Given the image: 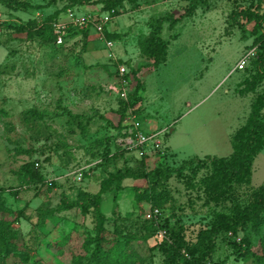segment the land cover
Masks as SVG:
<instances>
[{"label":"rangeland","instance_id":"1","mask_svg":"<svg viewBox=\"0 0 264 264\" xmlns=\"http://www.w3.org/2000/svg\"><path fill=\"white\" fill-rule=\"evenodd\" d=\"M21 1L29 4L24 10L0 2V222L8 221L6 232L13 235L7 248L0 236V264H108L116 248L135 264H166L159 250L165 232L157 229L164 220L180 222L185 238L194 240L215 214L251 209L264 185V143L246 181H231L216 199L207 182L212 161L231 155L232 136L250 113L259 108L257 117L264 119V76L256 74V39L264 24L254 30L255 20L246 15L264 12V4L196 0L190 8L195 0H121L104 30L111 46L93 27H72L59 47L6 24L54 13L63 21L68 5L101 13L104 0ZM151 34L161 47L157 62L144 51ZM248 53L244 67L233 70ZM120 66L127 71L126 86ZM134 123L142 132H158L160 146L143 158L135 151L111 156L134 136ZM105 154L109 158L101 162ZM34 161L42 182L37 185L19 174L23 163ZM159 165L170 169L168 177H127L120 189L102 194L98 242L92 208L84 212L77 205L43 222L38 217L39 209L59 207L61 197L71 202L79 191L96 193L110 173ZM146 190L156 200L147 199ZM19 210L24 216L16 219ZM242 239L264 256V210L239 229L235 241ZM231 240L229 234L216 237L214 261L258 264L244 253V243L237 251Z\"/></svg>","mask_w":264,"mask_h":264},{"label":"trees","instance_id":"2","mask_svg":"<svg viewBox=\"0 0 264 264\" xmlns=\"http://www.w3.org/2000/svg\"><path fill=\"white\" fill-rule=\"evenodd\" d=\"M74 2L79 0H72ZM204 1V0H202ZM0 2L7 8L10 9H26L29 4L21 0H0ZM259 4H264V0H258ZM121 0H104V5L102 11H112V15H116L115 6L120 4ZM72 4V3H71ZM190 8L196 6V0L190 3ZM68 7H73V5H68ZM188 12V11H187ZM98 14V13H97ZM246 15L251 19L255 20L254 30L262 29L264 24V12L258 13L257 11H246ZM58 18L56 14H49L42 21H36L34 19L28 21L26 24H17L15 22L7 23V27L14 29L16 32H28L29 35H34L38 37L43 42H51L56 46H64V44L57 45L55 43V36L53 34L52 24L57 21ZM2 23H0L1 25ZM90 25H86L81 28L89 30ZM74 28H69L67 34L64 38L66 42L69 35L74 31ZM104 36L109 39V35L104 31ZM256 42L259 44V49L256 51L258 54V62L256 66V74L259 77L264 76V32L260 33L257 37ZM145 53L152 57L155 62L159 59L161 53V47L158 38L151 34L146 39L144 45ZM127 76V75H126ZM135 94L140 96V85L137 83L135 87ZM264 104V101L261 102ZM259 108L253 110L245 123L240 126L232 136V153L227 159H221L219 162L212 161L213 163V173L211 175L212 179L207 182V186L211 191L214 192V198H218L227 192L231 185V181L237 183L244 182L250 172L251 163L255 154L261 149L264 143V119L260 120L257 117ZM116 151L111 154V156L116 155V153H124L127 151L125 148L120 149L115 147ZM118 148V149H117ZM109 155V153H108ZM105 154L101 162L106 161L109 157ZM145 156V155H144ZM142 156L141 158H143ZM34 162H25L21 165L19 174L22 175L23 179L27 184L37 185L41 182V177L34 169ZM39 165V163H38ZM35 166V168L38 167ZM180 171V169L178 170ZM170 169L167 167L158 166L147 172L141 171L139 173H133L131 171H116L115 173H110L105 179L101 180L99 190L91 195L85 194L82 191L78 193L77 201H66L64 197H61L60 206L57 208L39 209L38 217L43 222L45 217L53 215L57 211L73 208L77 205L81 206L82 211L87 212L90 208L93 209L94 216L97 222V234L96 242L103 239L102 233L104 232L103 222L104 214L100 210L102 194L108 191H116L121 188V182L127 177L131 178H144L148 182L156 181L162 177H168ZM42 183V182H41ZM5 189L0 188V195ZM146 198L150 200H156V195H150V193L145 191ZM257 200L254 202L251 209L244 208L243 211H238L234 216H230L226 213H217L212 219H210L204 227L200 228L195 236L194 240L185 238L182 224L175 221L173 224L168 220H164L162 224H159L158 228L164 230L165 235L159 245V250L164 255V260L166 264H223L221 261H214L212 258V252L215 246V239L218 235L229 234L231 240V245L240 250V244H243L244 253H252L258 264H264V256L256 254L254 251L249 249L248 241L241 240L240 244L236 243L235 238L241 227L245 222L252 217L254 213L264 210V185L257 191ZM12 212V211H9ZM15 218L18 219L24 216L22 210L14 211ZM9 225L8 221L0 222V236L2 237V246L7 248L13 235L6 232V228ZM19 257L26 261L27 256L19 255ZM123 261L124 264H135L130 256H124L122 251L118 248L115 249V256L112 260H109L108 264H116Z\"/></svg>","mask_w":264,"mask_h":264},{"label":"built area","instance_id":"3","mask_svg":"<svg viewBox=\"0 0 264 264\" xmlns=\"http://www.w3.org/2000/svg\"><path fill=\"white\" fill-rule=\"evenodd\" d=\"M65 20L63 21H55L53 26V34L55 36V43L57 45L64 44L65 36L69 28L72 27H84L86 25H90L93 27L98 33H100V38L105 41L107 46H111L112 41L107 40L104 36L105 26L110 22L112 18V11H103L101 13H93V12H76L73 11L71 8H67L65 11ZM249 53L243 55L236 65L234 66L233 70H240L244 67L245 63L247 62ZM119 75L121 76L120 82L123 86L128 84V78L126 76L127 71L124 66L119 67ZM134 130V136L128 137L127 140L124 142V148L128 152L135 151L139 157H142L146 154L148 149H155L160 146V142L158 140V132L152 133H145L142 132L138 123H134L131 132ZM38 163H35L37 166ZM78 179H80V175H78ZM152 214L155 217L160 215V211L157 208L152 209Z\"/></svg>","mask_w":264,"mask_h":264}]
</instances>
